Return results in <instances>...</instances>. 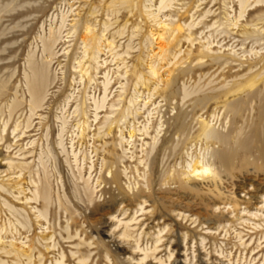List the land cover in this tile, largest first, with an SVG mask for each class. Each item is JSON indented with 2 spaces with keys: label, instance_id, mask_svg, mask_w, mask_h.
<instances>
[{
  "label": "rangeland",
  "instance_id": "rangeland-1",
  "mask_svg": "<svg viewBox=\"0 0 264 264\" xmlns=\"http://www.w3.org/2000/svg\"><path fill=\"white\" fill-rule=\"evenodd\" d=\"M119 1L0 0V247L33 250L0 264H264V0H247L241 18L239 0H175L155 21L160 0L115 12ZM87 21L115 51L85 50ZM171 21L198 26L157 80ZM51 29L52 85L28 131V59L42 65ZM195 163L209 173L193 177ZM43 188L49 205L34 200Z\"/></svg>",
  "mask_w": 264,
  "mask_h": 264
},
{
  "label": "bare ground",
  "instance_id": "bare-ground-1",
  "mask_svg": "<svg viewBox=\"0 0 264 264\" xmlns=\"http://www.w3.org/2000/svg\"><path fill=\"white\" fill-rule=\"evenodd\" d=\"M173 2H175V0H160V2H159V6H158V8H157V15L154 17V21H155V18L157 19V17H159L160 18V14L161 13H164V12H166V11H168V10H170V9H172L173 7H172V3ZM239 3H240V8H241V11H240V14H239V18H241L242 17V14L244 13L243 11H244V9H245V7H246V4H247V0H239ZM259 3H262V1H258L257 2V4H259ZM117 4H119V7L121 6L122 7V9H127V8H129V4H130V1L129 0H122V1H119L118 3H115V2H113L112 3V6H114V11L116 12V10H119L120 11V9H119V7H118V9H116V7H117ZM113 11V12H114ZM188 11V10H187ZM90 15L92 14V12L90 13V11L88 12ZM185 13H187L186 11H185ZM210 13V11H208L207 12V14H209ZM97 14V13H96ZM118 14V13H117ZM156 14V13H155ZM150 15V14H149ZM153 16H154V14H152ZM90 17V16H89ZM152 17V16H151ZM153 18V17H152ZM163 18V17H162ZM161 18V19H162ZM165 19V18H164ZM160 20V19H159ZM239 21V20H238ZM82 22V21H81ZM117 22V21H116ZM161 22V21H160ZM64 23H65V19H64V17H62V19H61V27H60V29L62 28V26L64 25ZM91 23V22H90ZM156 23H159V22H156ZM155 23V24H156ZM163 22H161V24H162ZM77 24H78V22H77ZM164 24V23H163ZM163 27H161V28H163L162 29V32H164L163 34H158V37H157V39L156 40H158L159 41V43H158V52H156V58H157V63H158V65H161V67H157L155 64H152V66H151V68H150V74H151V76L153 77V78H156L157 80H159L160 79V77H159V72H160V70H162L165 66H167V65H169V63L171 62L170 61V57L173 55V52L175 51L176 52V49L174 50L173 48H176L178 45H180L179 44V42L180 41H178V37H179V35L181 34V33H183V31H184V28H187L186 29V31L188 32V31H192L194 28H197L196 26H198V25H194V23L193 24H191V25H182V24H178V23H176V22H169L168 24H165V25H162ZM82 27V26H81ZM91 27L92 26H90V24H89V22L87 21L85 24H84V26H83V30H84V32H83V34L80 36V41L82 42V44L84 45V47H85V50L86 51H88V50H91V51H94L96 54H100L101 52H102V48H108V49H110V51H115V48L113 47L114 46V44H115V40H114V38L111 40V41H109V40H107L106 41V45H105V42L103 43V41H102V39H101V37H99V36H95V35H93L92 33H93V29L91 30ZM93 28V27H92ZM106 30V29H105ZM104 30V31H105ZM190 32H189V36L187 35V41L188 42H191V43H194V40H191L192 38H191V36H190ZM104 33V32H103ZM103 33H102V35H103ZM118 33H119V31H118ZM120 34H121V32H120ZM119 34V35H120ZM103 37V36H102ZM61 37H60V30L58 31V32H55L54 31V29H51L50 30V33H49V36H48V38H46L44 41H43V53H44V58H41V66H40V62L39 63H37V65H36V62H33V56H34V54H33V56H29V59H28V67H29V72H30V74L29 73H26L25 74V80H26V87H27V90H28V94H29V98H30V100H29V112H30V117H29V119H27L28 120V124H27V127H26V129L28 130V131H32V130H30V127H32V125L30 126V120L32 119V117L33 116H35V114H36V111L37 110H39V109H41L42 108V105L44 104V102H45V100H46V98H47V94H48V90H49V88H50V86L52 85V81H50L49 80V75L48 74H50V73H48V68L51 66V64L53 63V57L54 56H56L55 55V53H54V47L56 46V44L58 43V41H59V39H60ZM185 38V37H184ZM186 40V39H185ZM178 41V42H177ZM177 43V44H176ZM181 43V42H180ZM175 44L177 45L176 47H174L175 46ZM104 48V49H105ZM181 51V50H180ZM179 52V51H178ZM177 52V53H178ZM86 53V52H85ZM125 53V52H124ZM31 54V55H32ZM36 54V53H35ZM114 54V53H113ZM127 54V53H126ZM175 54V53H174ZM121 56H123V55H120V53L119 54H115V56L114 57H117V58H121ZM174 58H175V56H174ZM198 59H200V58H202V59H208L209 61H210V64H216L217 62H219L220 60H221V58H219V57H213V56H211V55H209L208 53H204V52H202L201 53V55H200V58L199 57H197ZM39 60V59H38ZM188 60V59H187ZM193 60V59H192ZM191 60V61H192ZM201 60V59H200ZM120 61V60H119ZM177 61V60H176ZM202 61V60H201ZM155 62H156V60H155ZM193 62V61H192ZM174 63V62H173ZM220 63V62H219ZM163 64V65H162ZM179 63H177V65H178ZM183 65H184V63H182ZM182 65V66H183ZM178 67H180V66H178ZM75 68V67H74ZM170 68V67H169ZM168 68V69H169ZM50 69V68H49ZM81 70H82V68H81ZM180 71V70H179ZM186 71V70H185ZM82 72V71H81ZM166 72V71H165ZM177 72V71H176ZM190 72V71H189ZM85 73H86V71H85ZM84 73V74H85ZM128 72H125V74H127ZM180 73H181V71H180ZM183 73H184V71H183ZM182 73V74H183ZM137 74V73H136ZM30 75V76H29ZM14 76V74H12V76H11V78ZM133 76H134V74H133ZM170 76V75H169ZM171 77V76H170ZM177 77H178V75H177ZM105 81H104V85H103V87H104V95H103V97H102V101L101 102H99V103H95V108H96V112H98L99 110H102V109H104L105 108V104H106V102H107V100H108V98H109V95H108V90H109V88H110V86H111V80L112 79H110L109 78V74H105ZM50 81V82H49ZM91 81V80H90ZM169 81H171V80H169ZM168 81V83H170ZM175 81V80H174ZM254 82V81H253ZM159 83V82H158ZM167 83V84H168ZM176 83V82H175ZM175 84H173V86H174ZM240 85H243V84H240ZM254 85V83H252L251 84V86H253ZM168 86V85H167ZM169 86H170V84H169ZM173 86H172V88H173ZM249 86V85H248ZM158 87V86H157ZM156 87V88H157ZM243 87H245V86H243ZM156 88L154 89V90H156ZM167 88V87H166ZM240 89H242V88H240ZM239 90V89H238ZM242 91V90H241ZM173 92V91H172ZM187 92V91H186ZM230 92V91H229ZM227 93V94H230V93ZM235 91L233 90V93H234ZM168 94V93H167ZM173 94V93H172ZM186 94V93H185ZM187 95H188V93H187ZM225 95V94H224ZM189 96V95H188ZM120 97V96H119ZM213 98V97H212ZM199 101H201V102H205V101H207L208 100V97H203L202 99H198ZM211 100V99H210ZM17 103V102H16ZM130 103H131V101H130ZM199 103V102H198ZM145 105H146V103H145ZM20 107V106H19ZM114 107V105H112V108ZM18 108V106L16 107V105H15V107L13 106V110L12 111H15L16 109ZM76 111H77V109H76ZM16 112V111H15ZM34 118V117H33ZM59 119V118H58ZM98 119V113H95V120H97ZM108 119H110V118H107V120ZM179 119H181V118H179ZM178 119V120H179ZM64 122V121H63ZM120 121L118 120V119H115V120H112L111 121V123H110V125H109V128H108V132H107V136L108 135H110V134H112V125L114 124V123H119ZM30 123V124H29ZM7 125V124H6ZM79 125V124H78ZM81 126V125H80ZM85 126H87V125H85ZM17 127V126H16ZM5 129H6V126L4 127V130H3V132H5ZM178 129V128H177ZM13 131V134L15 133V131H16V129L14 128V130H12ZM62 132H63V128H62ZM28 133V132H27ZM82 133V132H81ZM21 134H22V132H21ZM26 133H23L22 135L24 136ZM209 136V135H208ZM210 136H212L211 134H210ZM2 136H0V138H1ZM134 136H133V133L131 132L130 133V139H132ZM213 137V136H212ZM3 138V137H2ZM27 138V137H26ZM26 138H24L22 141H24ZM104 138V137H103ZM224 137L222 136L221 138H220V140L222 139L223 141L225 140V139H227L226 137L223 139ZM3 140V139H2ZM1 139H0V142L2 141ZM218 141V140H217ZM221 142V141H220ZM225 142V141H224ZM59 146H62L61 145V143L59 144ZM10 149V148H9ZM64 149V148H63ZM20 151H22V149H20ZM25 155L26 154H29V153H24ZM23 155V154H22ZM75 155V154H74ZM76 157V156H75ZM13 162V161H12ZM9 165V168H14V166L16 167L15 169H20L19 171H23L24 170V168L27 166V163H18V165L16 166V165H14L13 163H10V164H8ZM42 166V165H41ZM27 168H29L28 166H27ZM26 168V170L25 171H27V170H29V169H27ZM9 170V169H8ZM13 170V169H12ZM107 170H108V168H107ZM209 168H205V167H202V168H199L198 167V163H195L194 164V166H193V168H192V171L190 172L191 174H193L194 176L193 177H201V176H203V175H205V174H207V173H209ZM24 171V172H25ZM20 172V173H21ZM31 172V171H30ZM192 176V175H191ZM192 177V178H193ZM119 179V173L118 172H114V173H112V177H111V179L109 180L107 177L106 178H104V182H106V183H110V182H116L117 180ZM35 183V182H34ZM33 185V184H32ZM35 186V185H34ZM1 189H2V186L0 187ZM47 189V188H46ZM20 190V189H19ZM39 191H41V190H39ZM9 192V191H8ZM21 192H22V189H21ZM256 192V191H255ZM23 193V192H22ZM39 193V192H38ZM50 193H48V190H45L44 188H43V191H42V193L41 194H36V196H35V198H34V200L35 201H37L39 198L41 199L42 198V200H43V203H45V204H48L49 205V198H50V195H49ZM106 194H108L107 192H106ZM254 195V194H253ZM253 195H252V197H253ZM25 199V198H24ZM26 200H29V199H27L26 198ZM33 200V199H32ZM81 200V199H80ZM41 201V200H40ZM112 202V201H111ZM42 203V204H43ZM113 205V204H112ZM45 206V205H44ZM48 207V206H47ZM9 208V207H8ZM11 208V207H10ZM9 208V209H10ZM13 208V207H12ZM11 208V209H12ZM107 210V209H106ZM108 211V210H107ZM111 211V210H110ZM13 212H14V209H13ZM43 214V213H42ZM41 217V216H40ZM1 232V231H0ZM68 239H71V237H68ZM1 241V240H0ZM3 245V244H2ZM1 245V246H2ZM9 246V245H8ZM56 246V245H55ZM119 246V245H118ZM30 247V246H29ZM28 247V249H25V250H21L20 248H17V247H15L14 246V244L13 245H10L9 247H5V245L4 246H2V247H0V253L1 254H3V255H5V256H9V257H13V258H15L16 260L17 259H20V258H23V257H27V260L28 261H32L31 259V257H32V254L31 253H33V250H32V248L30 247L29 248ZM7 248H10V249H8L7 250ZM54 248V247H53ZM119 248V247H118ZM40 255V254H39ZM170 258V257H169ZM62 259H64V255H62ZM144 259H145V257H144ZM21 260V259H20ZM42 261V260H41ZM86 261V260H85ZM143 261V260H142ZM80 262L81 263H84V261L83 260H80ZM42 263V262H41ZM58 263L59 264H63V261H58ZM174 264H183V263H181V262H178V261H176V263H174ZM185 264V263H184ZM200 264H202V263H200Z\"/></svg>",
  "mask_w": 264,
  "mask_h": 264
}]
</instances>
